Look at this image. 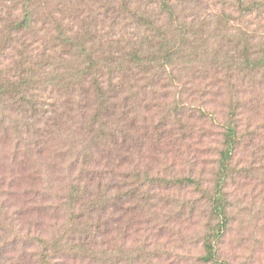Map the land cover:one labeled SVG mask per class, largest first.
Returning a JSON list of instances; mask_svg holds the SVG:
<instances>
[{
	"label": "rangeland",
	"instance_id": "374dc122",
	"mask_svg": "<svg viewBox=\"0 0 264 264\" xmlns=\"http://www.w3.org/2000/svg\"><path fill=\"white\" fill-rule=\"evenodd\" d=\"M20 1L0 0V17L9 20V14H13L11 20H20ZM33 1V30L18 37L21 43H32L33 47L38 48L63 31L75 43L80 38H84L82 42L89 41L86 44L92 49L94 58L98 59L102 52L109 50L123 52L117 45H125V40L135 32V26L125 20L130 14L128 10H123L122 6L123 1L130 4L131 0ZM151 1L154 0L144 2L149 4ZM137 2H132L135 7L130 4L134 10ZM178 2L184 8L187 23L195 20L200 29H194V32L188 34L194 38L185 46L182 55L185 64L182 63L180 68L174 71L177 85L164 78L154 85L156 93L145 90L146 96L137 98L140 104L144 99L145 102L140 105L142 119H139L136 126L135 120L131 121L135 114L128 115L125 128L130 136L134 140L136 137L143 146L141 151L135 154V144L130 145L128 141L123 148H119L120 151L115 152V159L110 162L109 170L113 175H108L104 180L105 188L109 185L108 196L111 203L115 200L118 204L100 219L106 226L102 227L103 230L98 236L97 242L100 246L95 247L98 248L101 261L94 264H135V246L144 244H147L148 250L152 249L153 253L157 254L155 264H204L203 238L219 223V219L213 217L210 212L208 193L215 183L224 130L214 123L212 118L202 116L198 109L214 114L218 122H225L230 102L226 89L223 88L226 84H229L231 89L234 88L233 93L236 91L234 100H241L242 114L239 122L240 143L233 156V171L225 190L229 223L216 243L217 257L228 264H264V70L257 74L255 80L248 76L245 81L244 75L241 74L233 75L231 81L227 82L225 79L229 71L222 61L231 52L230 56H239L236 54L239 51L235 49V45L223 44L226 40L220 37L217 31L219 20L224 14H230L233 24L222 26L223 29H228V34L242 35L243 32L239 29L246 30L248 34L253 31L262 38H258V41L264 42V13L240 20L238 12L230 6L234 0ZM43 27L46 29L44 32L40 31ZM1 53V62L5 60L3 68L9 69L14 64L11 59L7 61L10 51L7 53L5 47ZM75 53L76 49L73 47H60L55 51L53 57L57 56L63 61H60L63 65L59 76L67 73L68 65L73 62L80 64L83 61L76 59ZM69 72L72 73V70ZM69 79L62 81L59 88L61 92L53 98L60 106L65 102L66 106L61 108V112L66 114L63 118L70 116L78 125L81 118L72 103L78 100L83 91H71L70 95H66L63 87L70 83ZM237 84L240 85L239 88ZM52 90L53 87H50L49 91ZM122 97H127V107L135 110V87L132 92L127 91ZM122 97L117 100V115L110 121L115 125L120 123L121 127L124 125L118 115L121 116L123 111ZM177 102L184 103V107H178L176 119L175 112L171 109L178 106ZM243 104L246 106L243 107ZM127 111L129 110L126 108L124 112ZM164 120H167L168 127L160 125ZM70 124L72 123H66L64 128ZM160 132L164 136L160 137ZM47 161L51 166L56 165V176L67 178L56 188V194L47 190L46 179L52 173L46 168L48 164L42 163L40 167L32 164L25 171L11 165L10 161L5 162L0 153V218H6L1 206L5 205L7 200L10 202L6 205H12L11 209H5L8 216L11 217L15 210L28 211V215L20 223L23 226L21 238L27 236L50 239L57 231L58 225L64 222L66 206L65 199L62 198L65 192L61 188L75 178L77 169L73 171L70 179L68 171L71 159H56L52 155L51 160ZM135 166L143 173L149 172L151 178L160 176L168 180L184 177L200 179L202 189L207 194L196 191L194 187L181 185L157 189L156 215H151L152 224L147 225L145 220L150 215L135 214V201L138 199L135 200L130 194L131 190L135 189ZM13 175L18 180L11 191L16 193V196L11 198L9 186ZM30 175L33 176L30 178ZM26 189L30 194L23 196L22 193ZM37 192L41 194L37 196ZM18 224L16 227H19ZM6 232V235L2 236L0 233V264H40L37 256H33L38 249L31 246L32 243L27 242L28 249L24 248L21 239L16 240L17 244L11 245L16 234L8 229ZM83 264H90V261Z\"/></svg>",
	"mask_w": 264,
	"mask_h": 264
},
{
	"label": "trees",
	"instance_id": "16d2710c",
	"mask_svg": "<svg viewBox=\"0 0 264 264\" xmlns=\"http://www.w3.org/2000/svg\"><path fill=\"white\" fill-rule=\"evenodd\" d=\"M136 1L138 2L135 10L131 8V5L135 7V0H131V5L123 1V10H128L130 14L125 20H129L135 26V32L125 40V45H117L123 52L109 50L102 52L98 59L94 58L92 49L88 48L86 43L89 41L82 42L84 38H80L75 43L63 31L61 32L59 27H57L59 34L38 48L33 47L32 43H21L18 37L31 33L35 24L33 0L20 1L22 5L20 20H11L13 14H9V20L0 17V153L4 161H10L11 165L26 171L32 164H37L38 167L48 164L47 160H51L53 155L56 159L72 160L68 171L69 177L77 169L75 178L70 177L68 185L61 188L65 192L62 199H65L66 214L64 213V222L58 225L57 231L50 239L27 236L21 238L23 226L20 223L24 221L28 211L15 210L10 217L5 212L6 207L12 208L11 204L6 205L10 200L1 206L4 210L1 211L6 216L5 219L0 218L1 236L6 235L8 229L16 234L11 245L17 244L16 240L21 239L24 248L28 249V243H32L30 245L38 249L33 256H37L40 264L71 262L83 264L88 260L90 264H94L101 261L98 248L95 247L100 246L97 242L98 236L106 224L103 225L100 219L110 208L118 204L115 200L111 203L108 196L109 185L105 188L104 180L108 175H113L109 170L110 162L115 159V152L120 151L119 148H123L128 141L130 145L135 144V154L139 153L143 146L136 137L134 140L125 128L128 115L135 114L131 121L135 120L136 126L142 117L140 105L145 102L144 99L140 104L137 98L146 96L145 90L156 93L154 85L159 84L164 78L177 85L174 71L180 68L182 63L185 64L182 56L185 46L194 38L188 34L194 32V29H200L195 20L187 23L186 13L178 0H154L149 4H146L145 0ZM230 6L238 12L240 20L264 13V0L250 2L234 0ZM123 14L122 12L121 15ZM231 21L230 14H224L217 26L218 35L226 40L223 44L235 45V49L239 51L236 53L239 56H230L231 52L222 61L223 66L229 71L225 80L230 82L233 75L241 74L244 75L245 81L248 76L255 80L257 74L264 70V42L258 41V38H262L253 31L248 34L246 30L239 29L243 32L242 35L228 34V29H223L222 26L233 24ZM45 30L43 27L40 31ZM5 47L7 53L10 51L7 61L11 59L14 62V64L11 62L12 66L9 69L3 68L5 60L1 62V51ZM60 47L75 48L76 59L83 60L80 64L73 62L74 66L68 65L67 73L61 76L59 73L63 61L57 56L53 57ZM71 70L73 74L69 72ZM68 79L70 83L63 87L66 95L76 93L78 90L83 91L78 100L72 103L81 118L78 125L70 116H67V119L63 118L66 114L61 112V108L66 104L64 102L60 106L53 98L55 94L61 92L59 88L62 81ZM237 85L239 88L240 85ZM50 87H53L52 91H49ZM134 87L135 110L128 108V98L122 97L127 91L132 92ZM223 88L226 89L230 100L225 122H218L214 114L198 109L202 116L212 118V121L224 130L223 148L219 152L215 183L208 193L210 212L213 217L219 219V223L203 238L204 264H228L217 257L216 243L229 223L225 190L233 171L231 167L233 156L240 143L239 122L242 112L241 100L233 98L236 93L235 90L234 93L232 91L234 88L231 89L229 84ZM121 97L124 98L123 111L118 117L120 122H123L122 127L120 123L115 125L110 122L117 115V100H121ZM176 104L178 106L171 110L175 112L177 119V109L184 107V103ZM245 106L246 104H243V107ZM126 108L129 111L124 112ZM69 122L72 124L64 128ZM160 125L168 127L167 120ZM162 136L163 133L160 137ZM105 162L108 163L102 165ZM46 168L52 171L46 179L47 190L56 194V188L67 178L56 176V165L51 166L50 163ZM31 176L33 175L29 177ZM134 176L135 189L131 190L130 194L135 200L138 199L135 201V214H149L150 217L145 220L147 225L152 224L151 215H156L157 189L181 185L194 187L196 191L207 194L202 189L200 179L184 177L168 180L160 176L151 178L149 172L143 173L137 166ZM11 179L9 196L12 198L16 196V193L11 191L17 185L18 179L15 175ZM29 194L28 189L22 193L23 196ZM40 194L37 192V196ZM17 223L19 227H16ZM156 258L157 254L153 253L152 249L148 250L147 244L135 246V264H155Z\"/></svg>",
	"mask_w": 264,
	"mask_h": 264
}]
</instances>
